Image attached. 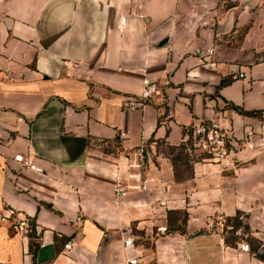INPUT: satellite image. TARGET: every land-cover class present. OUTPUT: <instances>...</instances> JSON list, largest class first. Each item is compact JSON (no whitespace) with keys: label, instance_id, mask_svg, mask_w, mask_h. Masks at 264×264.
<instances>
[{"label":"crops","instance_id":"1","mask_svg":"<svg viewBox=\"0 0 264 264\" xmlns=\"http://www.w3.org/2000/svg\"><path fill=\"white\" fill-rule=\"evenodd\" d=\"M189 1L0 0V264H264L220 230L238 214L264 228V130L251 115L264 114V56L217 58L209 40L204 55L188 56L202 39L187 43L199 28L181 17L207 11ZM246 1L225 10L218 29L249 25L242 47L262 53L264 0ZM145 80L159 90L130 110ZM210 107L234 130L239 167L196 159L179 179L166 149L209 120ZM118 176L127 196L115 193ZM145 177L157 186L134 190ZM181 212L182 227L170 217Z\"/></svg>","mask_w":264,"mask_h":264},{"label":"rangeland","instance_id":"2","mask_svg":"<svg viewBox=\"0 0 264 264\" xmlns=\"http://www.w3.org/2000/svg\"><path fill=\"white\" fill-rule=\"evenodd\" d=\"M246 0H190L187 9L192 7L202 6L206 8L207 11L202 10V15L197 16L194 14H185L181 17V23L191 25V28L198 26L199 29L189 30L187 33V43L192 45L194 40L197 38L202 39L201 47L193 48L192 51H189L188 56L191 55H204V45L205 40L212 42V47L217 53V58L222 59H233L238 61H256L264 52H247L243 49V39L248 32L249 25L244 26H235V28L229 32H221L218 29V19L223 15L224 11L227 9H240ZM218 9V13H213V15H205V12H209L208 9L214 10ZM192 11V10H191ZM198 12V10H196ZM214 51V52H215ZM242 63H236V65ZM167 152L172 153V162L175 167V171L179 173V177H185L191 174L193 162L186 155V153L178 149H166ZM171 220L178 219L181 223L179 226L182 227L183 223L186 220V214L173 213L170 215ZM176 225L171 224L170 229L175 228ZM220 230L224 235L229 236L230 238L244 239L251 246V253L260 259L261 256H264V228L253 227L250 223V216L248 214H238L236 217L221 220ZM259 232V235L256 234ZM150 260V259H149ZM145 264H153L152 261H147Z\"/></svg>","mask_w":264,"mask_h":264},{"label":"built area","instance_id":"3","mask_svg":"<svg viewBox=\"0 0 264 264\" xmlns=\"http://www.w3.org/2000/svg\"><path fill=\"white\" fill-rule=\"evenodd\" d=\"M158 83L155 80H145L142 94L139 97H129L127 100V107L130 110H135L139 105H144L147 101L154 98L158 92ZM211 118L207 121H201L194 124L186 130V139L183 143L186 146V151L193 160L199 159L202 161H209L218 164L222 172L227 170H235L239 167L236 152L239 146L236 145V136L231 126H225L220 121V112L215 107H210ZM261 129L264 130V114L260 116ZM257 134L253 126L245 131L244 147L253 148L252 142L254 136ZM21 166L35 169L37 172H42L41 168L33 165V158L30 155L17 154L14 158ZM143 161V156L139 158ZM157 186V180L154 177L141 178L139 185L134 190L140 192L152 191ZM165 190L167 187L164 188ZM131 188L124 185V181L119 176L116 178L115 193L117 196H127ZM14 210H10V215H13ZM5 215L0 212V229L4 221ZM18 227L20 232L27 231V222L25 220H18ZM72 242L69 241L64 245L65 250L70 249ZM134 239L128 236L124 240L126 249L134 247ZM241 250L250 252L249 243L242 242ZM126 264H139V257H128Z\"/></svg>","mask_w":264,"mask_h":264},{"label":"trees","instance_id":"4","mask_svg":"<svg viewBox=\"0 0 264 264\" xmlns=\"http://www.w3.org/2000/svg\"><path fill=\"white\" fill-rule=\"evenodd\" d=\"M243 113H245V112H243ZM251 115H253V116H260L261 115V112H252ZM179 148L182 149L186 153V155L190 158V160L193 162V159L191 158V156L189 155V153L186 151L185 144L182 143ZM175 174H176V177L179 178V179H182V178H185V177H188V176L191 175L190 174V175H187L185 177H179V173L177 171H175ZM261 258L264 259V256H261Z\"/></svg>","mask_w":264,"mask_h":264}]
</instances>
